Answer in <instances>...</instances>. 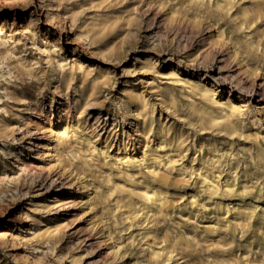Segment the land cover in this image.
Masks as SVG:
<instances>
[{
  "label": "rangeland",
  "instance_id": "1",
  "mask_svg": "<svg viewBox=\"0 0 264 264\" xmlns=\"http://www.w3.org/2000/svg\"><path fill=\"white\" fill-rule=\"evenodd\" d=\"M255 4H262V17L239 31L223 13L214 23L215 0L205 1L200 17L193 15L199 13L192 9L193 0H0V264H139L154 235L144 238V230L129 228V221L116 225L114 214L123 210L115 206L113 213L100 204L85 205L82 200L94 190L85 192L78 181L70 186L67 174L53 167L47 147L49 131L67 125L94 137L99 150L109 153L106 159L103 154L89 158L93 167L86 180L100 185L112 171L110 183L122 193L136 189L146 166L116 161L119 154L138 161L144 155L147 131L136 116L139 102L133 94H143L156 119L186 130V151L176 152L174 144L160 151L177 165L190 167L194 157L208 155L213 140L241 160L244 149L257 156L253 126L242 136L216 129L196 133L187 119L192 99L181 84L200 81L217 100L247 102L250 110L243 118L256 117L264 131V46L246 54L235 43L249 32L264 42V0ZM224 31H232L233 39H226ZM148 135L152 153L161 141L154 131ZM258 160L247 169L253 171ZM244 169L241 163L239 176ZM195 170L181 177L186 194L173 195L162 225L175 232L219 223L221 231L199 238L204 260L213 252L239 264L258 263L254 224L244 223L241 234L233 218L226 225L221 213L212 217L207 208L190 209L191 195L198 192ZM228 170L226 163L217 169L222 177ZM199 195L207 202L205 194ZM247 251L253 262H244Z\"/></svg>",
  "mask_w": 264,
  "mask_h": 264
},
{
  "label": "bare ground",
  "instance_id": "2",
  "mask_svg": "<svg viewBox=\"0 0 264 264\" xmlns=\"http://www.w3.org/2000/svg\"><path fill=\"white\" fill-rule=\"evenodd\" d=\"M205 1L193 0L192 9L194 12H199L194 13V17L202 15L201 7ZM255 3L257 0H215V8L219 13L214 14L213 17L216 18L214 23L219 22L218 18L223 13L237 22L236 28L239 31L249 30L263 15L262 4H257V6ZM234 8L236 10L233 14ZM250 33L243 35L245 41L240 36L235 40L236 45L239 46L238 50H244L246 54L252 47L258 49L264 46L262 38L254 40L249 37ZM223 36H226L228 40L233 39L232 31H228V33L224 31ZM255 70L258 72L259 68H255ZM181 84L184 90L190 93L188 95L192 99V108L188 111L187 119H189L190 125L197 126L196 133L216 129L217 133H223L229 137L237 134L242 136L244 129L253 126L257 132L255 138L257 156L252 149H244L242 150L244 158L241 160L236 158L231 149L220 148L217 140H213L208 144L210 151L208 155L201 154L200 157H194L190 167L182 164L177 165L171 156L168 154L163 156L160 151L173 144L176 147V152L186 151V130L182 127L178 129L173 126L168 127L161 119H156L148 109L149 104L143 94L136 93L132 95V98L139 102L136 116L141 118L142 130L147 131L144 155L140 161L127 155L116 156V161L127 167H135L137 164L146 166V171H142V181L139 184L136 182V189L122 193L118 185L110 183L111 175L114 174L112 171L105 177L106 182L100 185H95L92 180H86L88 178L86 174L92 172L93 165L90 160H94V157L101 154L106 155L104 157L106 159L109 149L100 151L96 145L98 139L79 134L77 130H71L68 125L62 131L55 129L49 131L50 143L47 147L52 157L53 167L57 166L62 174H67L69 179L67 183L70 186L75 185L78 181L79 184L81 182L85 192L89 193L94 190L93 193L87 194L86 199L82 200L85 205L91 209H94L93 205H103L105 212H109L115 206L118 211L123 210L117 215L114 214L116 225L129 221V228L136 226L144 230V238L154 235V243H147V248L142 250L143 256L140 258L139 264H239V261L228 258V256L221 259L213 252L210 253V257L213 259L208 257V260L205 261L204 255L198 253L199 238L201 236L205 238L207 234L221 231L223 228L218 225L219 223L204 227H199L196 224L191 229L181 230L179 228L175 232L168 225H162L169 215L168 210L172 206L173 195L184 196L186 194V186L181 177L189 170L196 168L198 180L195 183V190L198 192L191 195L190 209L200 212L207 208L211 211L212 217L221 213L223 218L220 220L226 225L233 218L237 222V226L240 227L241 234L245 232L244 223L254 224L259 235L257 252L260 255V260L256 264H264V206L261 205L264 202V131H261L263 126L258 125L254 116L253 118L248 117L249 121L247 122L243 118L247 115V110H250L247 102L244 101L239 105L231 99L226 102L217 100L215 91L200 81L185 80L181 81ZM159 95L164 96L166 92L159 89ZM192 96H198L199 100L193 99ZM246 108L247 110H245ZM153 131L160 137L161 143L157 148H152V153H149L151 136L148 133ZM200 144L203 148L205 143L201 141ZM193 147H196V143L193 144ZM256 157L259 158L258 165L253 171H249L247 167L256 163ZM224 163L229 166V170L227 176L222 177V173H219L217 169ZM241 163H243L245 171L242 176H239L237 168ZM174 172L178 175L176 176ZM224 178H226L225 181ZM240 179L243 180L240 181ZM250 179L253 180V184L249 181ZM61 192L67 191L61 190ZM116 193L119 194L113 198ZM199 193L206 195L207 202L200 199ZM92 194L95 195L92 196ZM208 205L210 207H207ZM199 206H201L200 209L196 210L195 207ZM114 211L112 209L113 213ZM202 233L204 234L202 235ZM226 233L230 234L228 230ZM163 242L167 245L164 248H159ZM149 249L151 250L150 256H147L146 251ZM223 251L227 252V249ZM248 253L247 251L246 254ZM253 256L251 253L246 255L244 262H253Z\"/></svg>",
  "mask_w": 264,
  "mask_h": 264
}]
</instances>
